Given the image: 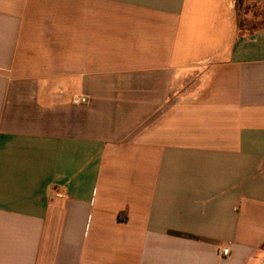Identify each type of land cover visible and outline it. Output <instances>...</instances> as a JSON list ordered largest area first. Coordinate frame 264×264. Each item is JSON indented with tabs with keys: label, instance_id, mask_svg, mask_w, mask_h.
Masks as SVG:
<instances>
[{
	"label": "crops",
	"instance_id": "crops-1",
	"mask_svg": "<svg viewBox=\"0 0 264 264\" xmlns=\"http://www.w3.org/2000/svg\"><path fill=\"white\" fill-rule=\"evenodd\" d=\"M249 3L0 0V264H264Z\"/></svg>",
	"mask_w": 264,
	"mask_h": 264
},
{
	"label": "rangeland",
	"instance_id": "rangeland-1",
	"mask_svg": "<svg viewBox=\"0 0 264 264\" xmlns=\"http://www.w3.org/2000/svg\"><path fill=\"white\" fill-rule=\"evenodd\" d=\"M251 1L252 3L247 4L245 9L248 11L252 9L254 14H257V15H261L262 13L264 15V1H260V0H251Z\"/></svg>",
	"mask_w": 264,
	"mask_h": 264
},
{
	"label": "built area",
	"instance_id": "built-area-1",
	"mask_svg": "<svg viewBox=\"0 0 264 264\" xmlns=\"http://www.w3.org/2000/svg\"><path fill=\"white\" fill-rule=\"evenodd\" d=\"M89 103V100L86 96H77L72 99V104L74 106H84ZM58 197H61L60 195H57ZM222 254L224 256H227L229 254V249L223 250Z\"/></svg>",
	"mask_w": 264,
	"mask_h": 264
}]
</instances>
